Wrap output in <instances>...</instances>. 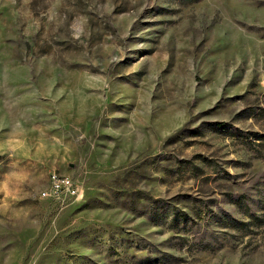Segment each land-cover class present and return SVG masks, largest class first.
Wrapping results in <instances>:
<instances>
[{
  "label": "rangeland",
  "instance_id": "rangeland-1",
  "mask_svg": "<svg viewBox=\"0 0 264 264\" xmlns=\"http://www.w3.org/2000/svg\"><path fill=\"white\" fill-rule=\"evenodd\" d=\"M0 264H264V0H0Z\"/></svg>",
  "mask_w": 264,
  "mask_h": 264
},
{
  "label": "built area",
  "instance_id": "built-area-1",
  "mask_svg": "<svg viewBox=\"0 0 264 264\" xmlns=\"http://www.w3.org/2000/svg\"><path fill=\"white\" fill-rule=\"evenodd\" d=\"M40 197L53 201L59 209L78 202L83 197L80 185L70 176L52 171L48 175V185L40 191Z\"/></svg>",
  "mask_w": 264,
  "mask_h": 264
}]
</instances>
